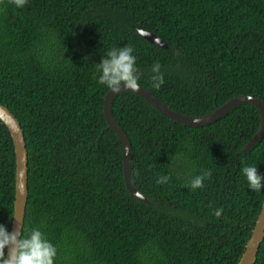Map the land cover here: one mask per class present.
Segmentation results:
<instances>
[{"label": "trees", "instance_id": "1", "mask_svg": "<svg viewBox=\"0 0 264 264\" xmlns=\"http://www.w3.org/2000/svg\"><path fill=\"white\" fill-rule=\"evenodd\" d=\"M126 45L141 87L173 112L202 117L240 96L264 104V0H27L23 8L0 0V104L19 122L27 151L23 225L45 233L55 264H238L264 201V188L252 192L240 172L251 164L264 175V136L243 150L259 111L245 103L191 127L133 93L117 95L111 113L145 205L126 189L122 148L103 115L109 90L94 74L107 48ZM156 61L165 78L158 91ZM201 169L212 171L205 187L184 186ZM160 174H170L168 184L155 183ZM14 195V147L0 121L8 231ZM254 264H264V239Z\"/></svg>", "mask_w": 264, "mask_h": 264}, {"label": "water", "instance_id": "2", "mask_svg": "<svg viewBox=\"0 0 264 264\" xmlns=\"http://www.w3.org/2000/svg\"><path fill=\"white\" fill-rule=\"evenodd\" d=\"M147 33L142 35L141 33ZM140 37L145 39L148 43L153 44L159 48L166 49L167 45L164 41L158 38L155 34L139 30ZM123 93V92H122ZM121 93V94H122ZM133 93L143 99L156 111H158L164 117L191 127H202L221 119L230 111L235 109L241 104L253 105L260 114V126L257 133L246 143L243 150H250L263 136H264V104L255 97L252 96H240L231 99L223 106L219 107L212 113L202 117H187L176 112L171 111L166 105L152 96L146 89L141 87L138 92H125ZM117 96V95H116ZM116 96L108 93L104 97L103 101V115L106 120L108 128H110L117 136L122 148V163H123V177L126 189L132 198L142 202L145 205L149 204V201L140 194L132 185L131 181V147L127 139V136L123 129L114 120L111 113V105ZM0 121L5 125L10 133L14 153H15V195L13 203V217L11 222V228L9 232H20L24 224V217L27 205V181H28V169H27V151L24 139V133L21 126L15 116L8 110L7 107L0 104ZM264 239V201L262 203L259 215L254 222L250 237L245 245L244 252L239 259L238 264H254L258 250Z\"/></svg>", "mask_w": 264, "mask_h": 264}, {"label": "clouds", "instance_id": "3", "mask_svg": "<svg viewBox=\"0 0 264 264\" xmlns=\"http://www.w3.org/2000/svg\"><path fill=\"white\" fill-rule=\"evenodd\" d=\"M16 8H23L27 0H11ZM146 35L147 33H141ZM135 48L131 45L124 47L111 46L107 48L99 65L95 67V77L98 86L109 90L113 96L122 92H138L140 85V69L137 65ZM151 87L160 90L165 83L162 65L159 61L151 65ZM182 154H178L179 158ZM247 188L254 193H260L264 188V175L257 171V165L246 164L240 170ZM170 174H160L155 178L157 185L169 183ZM212 171L201 169L199 174L191 176L184 186L192 191L203 189L205 181L211 180ZM223 209L215 211V216L220 217ZM57 248L46 237L39 227L22 226L21 231L9 232L0 224V264H55Z\"/></svg>", "mask_w": 264, "mask_h": 264}]
</instances>
